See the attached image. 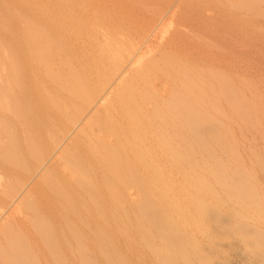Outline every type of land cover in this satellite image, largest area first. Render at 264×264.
Masks as SVG:
<instances>
[{
  "label": "bare ground",
  "instance_id": "1",
  "mask_svg": "<svg viewBox=\"0 0 264 264\" xmlns=\"http://www.w3.org/2000/svg\"><path fill=\"white\" fill-rule=\"evenodd\" d=\"M261 51L264 0H0V264H264Z\"/></svg>",
  "mask_w": 264,
  "mask_h": 264
},
{
  "label": "rangeland",
  "instance_id": "2",
  "mask_svg": "<svg viewBox=\"0 0 264 264\" xmlns=\"http://www.w3.org/2000/svg\"><path fill=\"white\" fill-rule=\"evenodd\" d=\"M216 57H219V56L216 55ZM239 65H240L241 72L243 73L244 77L247 78L250 83H253L256 86L258 85L257 87L260 86L259 89L262 90V93H263V100H262V103H263L264 102V51H261L258 53L251 52L248 54H242V56L239 59ZM248 134H247L248 139L247 140L245 139L246 141L244 140L246 145L249 146L250 144L248 143L250 142L251 144H255L256 140L259 143V144L258 143L256 144L260 145L262 143V138L261 139L259 138L261 137L260 134H257L259 135L257 136V138L255 136L256 140L252 137L251 135L252 133L249 135ZM251 138L253 139L251 140ZM142 264H150V263L145 261Z\"/></svg>",
  "mask_w": 264,
  "mask_h": 264
}]
</instances>
